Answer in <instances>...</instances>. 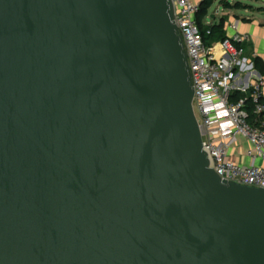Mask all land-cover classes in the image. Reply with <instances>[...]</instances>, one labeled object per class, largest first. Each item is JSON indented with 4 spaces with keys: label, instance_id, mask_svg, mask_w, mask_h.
Wrapping results in <instances>:
<instances>
[{
    "label": "water",
    "instance_id": "1",
    "mask_svg": "<svg viewBox=\"0 0 264 264\" xmlns=\"http://www.w3.org/2000/svg\"><path fill=\"white\" fill-rule=\"evenodd\" d=\"M172 0H0V264H264V189L210 167Z\"/></svg>",
    "mask_w": 264,
    "mask_h": 264
},
{
    "label": "built area",
    "instance_id": "2",
    "mask_svg": "<svg viewBox=\"0 0 264 264\" xmlns=\"http://www.w3.org/2000/svg\"><path fill=\"white\" fill-rule=\"evenodd\" d=\"M172 1L175 23L188 53L193 106L210 167L224 180L264 189V78L236 85L238 71L247 64L248 36L236 34L209 43L211 25L204 31L197 20L201 3ZM237 93L245 96L237 97ZM243 148L250 163L232 159Z\"/></svg>",
    "mask_w": 264,
    "mask_h": 264
},
{
    "label": "crops",
    "instance_id": "3",
    "mask_svg": "<svg viewBox=\"0 0 264 264\" xmlns=\"http://www.w3.org/2000/svg\"><path fill=\"white\" fill-rule=\"evenodd\" d=\"M200 3L203 0H196ZM230 5H224L217 9L216 14H209L203 19V24L208 25H221V32L226 37H232L236 34L248 36V41L245 42V55L247 60L246 66L243 70L238 71L236 85H248L250 82L262 77L264 74L255 67V59H260L264 66V0H247L240 1L241 5L235 6L239 1L226 0ZM251 63L254 66H251ZM232 159L240 163H250V160L245 155L243 148L239 154H232Z\"/></svg>",
    "mask_w": 264,
    "mask_h": 264
},
{
    "label": "trees",
    "instance_id": "4",
    "mask_svg": "<svg viewBox=\"0 0 264 264\" xmlns=\"http://www.w3.org/2000/svg\"><path fill=\"white\" fill-rule=\"evenodd\" d=\"M214 1L216 0H203L200 4V12L197 14V20L199 22L201 29H203L204 31H205L206 26L203 24L202 21L209 14V10L212 7ZM221 2L225 7H228L230 5L226 0H222ZM238 5H241L240 2L235 4V6H238ZM220 28H221V25H218V24L211 26V35L207 37L206 39L207 42L212 43L214 41H218V40H222L226 38V36L222 34ZM254 63H255V67L258 68L262 74H264V66L262 64V61L257 58L255 59ZM236 96L242 97V96H245V94L237 93Z\"/></svg>",
    "mask_w": 264,
    "mask_h": 264
},
{
    "label": "rangeland",
    "instance_id": "5",
    "mask_svg": "<svg viewBox=\"0 0 264 264\" xmlns=\"http://www.w3.org/2000/svg\"><path fill=\"white\" fill-rule=\"evenodd\" d=\"M222 0H216L214 1L212 7L210 8V14H209V19H211V14H216L217 13V9H220L223 4L221 2ZM230 1H233V0H230ZM236 1H245L247 3V0H236Z\"/></svg>",
    "mask_w": 264,
    "mask_h": 264
}]
</instances>
